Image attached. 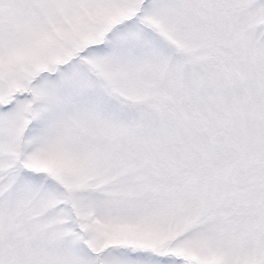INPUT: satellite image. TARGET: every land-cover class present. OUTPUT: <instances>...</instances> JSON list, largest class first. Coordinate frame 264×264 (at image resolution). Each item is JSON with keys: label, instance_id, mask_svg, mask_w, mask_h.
Instances as JSON below:
<instances>
[{"label": "snow or ice", "instance_id": "1", "mask_svg": "<svg viewBox=\"0 0 264 264\" xmlns=\"http://www.w3.org/2000/svg\"><path fill=\"white\" fill-rule=\"evenodd\" d=\"M0 264H264V0H0Z\"/></svg>", "mask_w": 264, "mask_h": 264}]
</instances>
